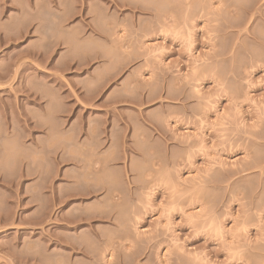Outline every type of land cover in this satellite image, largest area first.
<instances>
[{"label":"rangeland","instance_id":"1","mask_svg":"<svg viewBox=\"0 0 264 264\" xmlns=\"http://www.w3.org/2000/svg\"><path fill=\"white\" fill-rule=\"evenodd\" d=\"M263 35L264 0H0V264H264Z\"/></svg>","mask_w":264,"mask_h":264},{"label":"bare ground","instance_id":"2","mask_svg":"<svg viewBox=\"0 0 264 264\" xmlns=\"http://www.w3.org/2000/svg\"><path fill=\"white\" fill-rule=\"evenodd\" d=\"M236 1V0H235ZM244 1V0H243ZM128 2V1H127ZM131 3V2H130ZM136 3V2H135ZM149 3V2H148ZM142 4H143V2H142ZM233 4H235L234 2H233ZM242 4H244V3H242ZM157 5V4H156ZM131 6V5H130ZM139 6V5H138ZM142 6V5H141ZM140 6V7H141ZM144 6V5H143ZM164 6V5H163ZM162 6V7H163ZM168 6V5H167ZM167 6H165V7H167ZM145 7V6H144ZM153 7V6H152ZM245 7V6H244ZM251 7V6H250ZM142 8V7H141ZM141 8H139V9H141ZM236 8V7H235ZM138 9V8H137ZM152 9V8H151ZM157 9V8H156ZM144 10V9H143ZM160 10V9H159ZM162 10H163V8H162ZM251 10V9H250ZM142 11V10H141ZM151 11V10H150ZM152 11H153V9H152ZM257 15V14H256ZM245 17V16H244ZM247 18V17H246ZM224 19V18H223ZM234 19V18H233ZM234 21V20H233ZM245 21V20H244ZM232 22V21H231ZM226 24V23H225ZM232 24V23H231ZM235 25H236V23H235ZM225 26V25H224ZM232 26V25H231ZM262 34V33H261ZM259 36V35H258ZM264 36V35H263ZM262 37V36H261ZM263 43H264V41H263ZM253 56V55H252Z\"/></svg>","mask_w":264,"mask_h":264}]
</instances>
